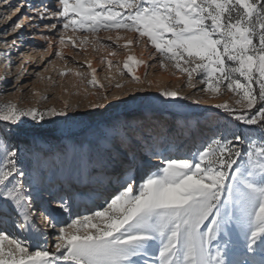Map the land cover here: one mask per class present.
Masks as SVG:
<instances>
[{
  "label": "snow or ice",
  "instance_id": "obj_1",
  "mask_svg": "<svg viewBox=\"0 0 264 264\" xmlns=\"http://www.w3.org/2000/svg\"><path fill=\"white\" fill-rule=\"evenodd\" d=\"M3 5L16 12L31 9L30 15L24 13L29 27L82 30L92 34L94 46L106 49L119 47L121 30L136 33L125 39V47L143 38L160 67L171 66L186 75L190 87L195 89L198 81L203 86L199 90L210 97L227 90L238 97L235 103L242 109L259 107L237 114L227 102L214 105L239 123L257 127H250L247 135L214 134L195 153L182 155L178 149L158 148L154 137L144 136L140 132L144 122L134 113L96 132L83 123L84 117L69 115L75 105L40 111L0 103V264H264V0H40L38 4L24 0L19 8L3 0ZM22 27L21 22L10 25L13 32ZM101 30L117 33L115 39L105 38L111 44L101 43L96 36ZM41 35L49 44L46 51L50 50L52 39ZM68 39L75 47V40ZM86 42L84 35L80 44ZM59 43H66L63 31ZM4 44L7 59L18 41L13 38ZM55 55L63 59L59 50ZM129 62L133 66L145 62L129 55L123 63L132 82L140 83ZM25 72L22 63L16 79ZM95 72L91 69L87 83L102 89ZM59 74L63 77L65 72ZM157 96L162 98L159 103L185 99L169 89ZM137 99L132 95L123 102ZM101 107L107 110L111 105L89 103L92 111L84 116L95 115ZM56 118L80 121L81 138L74 139L69 127L57 149L65 157L71 153L77 183H101L112 161H125L113 190L102 199L80 194L83 214L73 215L74 201L67 195L38 206L39 188L33 194L32 181L38 182L39 166L52 148L37 141H33L36 151L27 145L22 148L17 130L29 122L34 127L55 124ZM133 143L148 161L124 153ZM25 151L31 152L37 166L36 177L25 171ZM153 157L156 164L151 163ZM26 177H30L27 184ZM63 213L68 214L67 221L58 219ZM48 235L53 236L51 243H45Z\"/></svg>",
  "mask_w": 264,
  "mask_h": 264
},
{
  "label": "rangeland",
  "instance_id": "obj_2",
  "mask_svg": "<svg viewBox=\"0 0 264 264\" xmlns=\"http://www.w3.org/2000/svg\"><path fill=\"white\" fill-rule=\"evenodd\" d=\"M23 1L10 0L17 8L24 3ZM45 2L50 3L51 1L45 0ZM27 9L29 8H22L10 20L9 8L3 5V0H0V93H2L0 94V103L11 102L21 109L36 108L40 111L53 107L59 110L65 104L75 105L77 106L75 109L69 108V115L84 117L83 123L88 124L91 130L96 132L112 123L130 118L129 113H134L138 119L144 122L140 128V132L144 136L154 137L158 148H171L172 151L178 149L182 155L195 153L214 134L227 136L231 132H239L241 135H247L250 127H257L245 126L233 119L224 109L213 106L227 102L230 108L237 114H241L244 111L258 109L259 104L253 110H245L235 103L238 97L227 90L223 94L210 97L209 93L199 90L203 86L198 81H194L195 89L190 87L186 75L176 72L171 66L160 67L158 57L154 58L151 55L154 49L151 45H146L143 38L140 43H133L125 47V39L135 37L136 33L121 30L119 35L123 38L117 42L119 47L113 45L110 49L102 48L99 45L94 46L91 33H85L82 30L73 32L71 28L64 30L62 25H59L57 30H50L41 25L26 33L17 29L12 31V35H8L11 33L10 25L14 22H21V16L26 13ZM18 16L19 20H17ZM50 22H55V20ZM5 29L9 30L6 32ZM61 31L65 32L66 43L63 45L59 43ZM42 33L49 35L52 39L53 46L48 51L46 50L49 48V44L42 38ZM116 34V32L101 30L96 36L101 43L111 44L112 42L105 38L112 35L115 39ZM22 35L26 41H21ZM84 35L88 36V42L81 45L80 39ZM69 37L75 40V47L68 39ZM13 38L17 39L19 45L11 49L10 57L6 59L4 53L9 49L4 41L7 40L10 44ZM30 48L38 50L43 57H35L30 62H24V53ZM57 50L61 52L63 59L55 55ZM110 52L115 54L112 55ZM48 53L49 55L46 57ZM129 55L136 57L137 61L145 62L137 64L142 67V75H137L140 77V83L132 82L127 70L123 69V63ZM47 61H51V63H46ZM109 61H111V66L108 64ZM22 63L26 72L17 80L16 77ZM129 63L133 67L131 62ZM68 69L72 71L69 72ZM91 69L96 70L95 76L98 84L103 85L102 89L87 83L91 79L89 74ZM121 70H123V74ZM61 71L65 72L63 77L59 74ZM76 72L85 75L78 77L75 75ZM5 81H10V83ZM117 84L122 87L116 88ZM162 89L177 90L185 99L180 100L178 104L159 103L162 98L158 97L157 93ZM256 91L258 93V86H256ZM104 94H107L108 99H99ZM132 95L138 99L134 102H123ZM92 102L105 106L111 105V107H108L107 110L101 107L95 110V115L85 117L86 112L92 111L88 108L89 103ZM49 119V117H45V120ZM56 119L57 123L55 124L45 123L42 126L34 127L29 122L27 126L17 130L18 138L23 141L22 148L27 145L31 151H36L33 141L46 142V146L50 145L52 148L51 152L45 153L47 160L42 161L39 166L42 169V174L38 177V182L32 181L33 194L35 195L37 188L40 190L41 199H38L37 205H42V196L45 192L48 195L47 202L54 201L61 195L80 197L83 192L86 194L95 192L96 197L102 199L106 193L113 190L115 179L122 175V165L125 161L120 158L112 161L107 166L101 183L80 184L71 177L61 183L60 175L69 174L75 170L71 153L65 157L57 151L64 138L65 130L71 127L74 139H80L82 134L78 127L79 120L65 123V118ZM242 147L246 148L247 145H242ZM123 151L125 154H134L138 161H148L149 159L148 156L142 154L140 146L136 143L124 148ZM23 156L25 171L30 173V177H36L37 166L33 162L31 152L25 151ZM157 162L154 157L151 158L152 164ZM138 173L139 169H137ZM30 177L25 178L26 184L30 182ZM100 202L101 200H97V203ZM51 207L55 208V203H51ZM85 210L83 202L73 204V215L77 212L83 214ZM67 219L68 214L63 213L61 221H67ZM40 220L41 217L37 214V223H40ZM42 230L51 233V229ZM52 239L53 236L48 235L45 237V243H51ZM3 243L7 248V241Z\"/></svg>",
  "mask_w": 264,
  "mask_h": 264
},
{
  "label": "bare ground",
  "instance_id": "obj_3",
  "mask_svg": "<svg viewBox=\"0 0 264 264\" xmlns=\"http://www.w3.org/2000/svg\"><path fill=\"white\" fill-rule=\"evenodd\" d=\"M32 4H35V3H39L40 2V0H29ZM46 1H51V0H46ZM24 2V1H23ZM29 10H31V9H27V10H25L26 11V13H27V11H29ZM9 13H10V16H9V18H10V20H12L14 17H15V13H17L16 12V10H14V9H10L9 8ZM28 14L30 15L31 14V11H29L28 12ZM22 17V19H21V23L23 24V27L19 30V31H23V32H28L30 29L32 30V29H34V28H32V27H29V22L27 21V20H25L24 19V14L21 16ZM8 19V18H7ZM9 20V21H10ZM8 22V21H7ZM11 33H9L8 35H12V31H10ZM9 37V36H8ZM36 37V36H35ZM21 41H26L25 40V38H24V35H22L21 37ZM36 39H39V38H36ZM19 44H17V46H18ZM145 52V51H144ZM42 54L41 53H39V51L38 50H35L34 48H30L29 50L27 49V51H25V53H24V62H30L32 59H34L35 57H43V56H41ZM49 55V53L46 55V57ZM135 59H136V57H135ZM109 64V63H108ZM133 74L134 75H142V67H139V66H137V65H134L133 66ZM163 76V75H162ZM149 135H152V134H149ZM74 172H75V170L74 171H72L71 173H69V174H64V175H60L59 176V180H60V182L61 183H63V182H65L66 180H69L70 179V177L71 178H74ZM44 190H46V189H44ZM83 193H86V192H83ZM88 195L89 196H91V197H93V198H95L96 197V194H95V192H91V193H88ZM68 197H70V198H72L73 199V201H74V204H76V203H78V202H83V201H81V199H80V197L79 196H76V195H68ZM42 198H43V202H42V204H44L45 202H47V198H48V195H47V192H45L44 194H43V196H42ZM39 215V214H38ZM61 218H62V214L58 217V219L59 220H61Z\"/></svg>",
  "mask_w": 264,
  "mask_h": 264
}]
</instances>
